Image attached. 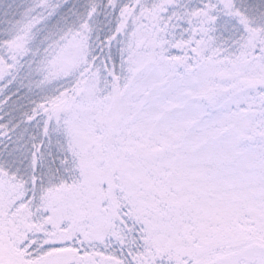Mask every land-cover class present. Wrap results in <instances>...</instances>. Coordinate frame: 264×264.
Here are the masks:
<instances>
[{"label":"snow or ice","instance_id":"obj_1","mask_svg":"<svg viewBox=\"0 0 264 264\" xmlns=\"http://www.w3.org/2000/svg\"><path fill=\"white\" fill-rule=\"evenodd\" d=\"M0 264H264V0H0Z\"/></svg>","mask_w":264,"mask_h":264}]
</instances>
